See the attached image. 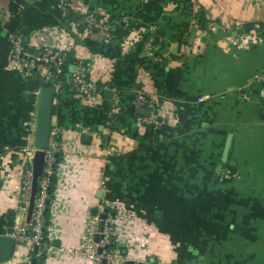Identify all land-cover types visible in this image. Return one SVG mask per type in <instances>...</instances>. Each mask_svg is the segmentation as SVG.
I'll list each match as a JSON object with an SVG mask.
<instances>
[{
	"label": "crops",
	"instance_id": "crops-1",
	"mask_svg": "<svg viewBox=\"0 0 264 264\" xmlns=\"http://www.w3.org/2000/svg\"><path fill=\"white\" fill-rule=\"evenodd\" d=\"M88 10L108 32L67 26ZM263 26L264 0H0V235L28 222L17 186L35 150L38 89L10 61L21 31L32 54L61 38L67 73L92 61L100 92L93 102L62 89L52 101L51 127L70 154L54 244L77 247L88 215L115 200L120 261L101 264H264V83L253 77L264 69ZM139 95L155 103V122H138ZM14 236L0 264L25 247ZM34 257L96 264L68 251Z\"/></svg>",
	"mask_w": 264,
	"mask_h": 264
},
{
	"label": "built area",
	"instance_id": "built-area-1",
	"mask_svg": "<svg viewBox=\"0 0 264 264\" xmlns=\"http://www.w3.org/2000/svg\"><path fill=\"white\" fill-rule=\"evenodd\" d=\"M60 2L63 6L69 7L71 0H60ZM73 24L88 30L95 28L103 32L109 31V24L91 10L74 12ZM262 38H264V26L262 27ZM60 40L61 38L45 42L40 47V53L32 54L30 51H26L23 33L17 31L12 37L10 61L21 64L24 73L29 77H37L39 83L54 86L55 93L70 88L93 102L98 101L100 97L99 88L90 76L89 69L93 62L78 61L71 72H65L64 67L69 59V49L60 45ZM152 43L153 37L147 36L145 47L152 48ZM253 77L264 83V69L255 71ZM133 104L135 109L141 106L149 109L147 114H136L138 122L153 123L156 121L158 113L153 101L146 100L139 95L134 99ZM115 109L113 108V110ZM69 158V146L61 140L59 129L56 126L50 127L48 146L45 149L42 173L38 180V189L30 219L28 222L24 219L18 221L13 227L14 235L16 234L18 237V243H22L26 247L22 255L20 253L17 258L16 256L12 257L15 264L20 261L31 264L32 256H43L44 254L63 251L90 258L96 264L120 261V209L115 200L103 203L107 210L102 222L100 212L88 215L77 247L65 248L54 244L55 236L49 233L51 228L49 222L53 214L66 208V204L60 196L59 188L64 184L62 170ZM52 178H54V185L53 189L49 191V182ZM30 183L31 163L29 170L21 176L17 186L18 201L25 212L28 206ZM46 198L49 199L48 203L45 202ZM46 207H48L47 217L45 215ZM100 211H103V207ZM95 234H98V240L94 238ZM35 245H37L36 251H34Z\"/></svg>",
	"mask_w": 264,
	"mask_h": 264
},
{
	"label": "water",
	"instance_id": "water-1",
	"mask_svg": "<svg viewBox=\"0 0 264 264\" xmlns=\"http://www.w3.org/2000/svg\"><path fill=\"white\" fill-rule=\"evenodd\" d=\"M26 84L31 89H38V101H37V111L35 117V124H34V139L33 144L35 146V150L31 157V183H30V193H29V200L27 206V221L30 219V214L32 211L34 198L38 189V180L41 177L43 163H44V154L45 149L48 146V136L51 127V115L53 109V98L55 95L54 86L39 83L37 77H28L26 78ZM109 90L106 89L105 92L107 93ZM149 109L147 107H141L140 113L147 114ZM230 136L226 138L224 143L222 153H221V161L216 165V172L220 173L222 169V165L224 161H226L228 156V151L230 147ZM45 202L48 203L49 199L46 198ZM96 210V208H95ZM107 208L104 207L103 211L100 213L101 222L105 216ZM94 213V212H93ZM8 235H0V261L7 259L13 249L14 245V228L12 226L7 228ZM20 234V233H18ZM96 240L99 239L98 234L94 235ZM37 245L34 247V251H36ZM100 250V248H99ZM31 264H36V257H31L30 259ZM27 264V263H21ZM42 264V263H39Z\"/></svg>",
	"mask_w": 264,
	"mask_h": 264
},
{
	"label": "trees",
	"instance_id": "trees-1",
	"mask_svg": "<svg viewBox=\"0 0 264 264\" xmlns=\"http://www.w3.org/2000/svg\"><path fill=\"white\" fill-rule=\"evenodd\" d=\"M69 10H67V9H65V12L67 13ZM70 18H69V20H68V22H67V26H71L72 25V23H73V21L72 20H74V13H70ZM64 19V18H63ZM72 22V23H71ZM71 24V25H70ZM147 36H149V33L147 34ZM146 36V37H147ZM151 36H153V35H151ZM154 40V39H153ZM64 70L66 71V65H65V67H64ZM63 90H70V88H66V89H63ZM72 90V89H71ZM53 185H54V178H52V179H50V182H49V191H51L52 189H53ZM45 215H46V217L48 216V207H46V209H45Z\"/></svg>",
	"mask_w": 264,
	"mask_h": 264
},
{
	"label": "rangeland",
	"instance_id": "rangeland-1",
	"mask_svg": "<svg viewBox=\"0 0 264 264\" xmlns=\"http://www.w3.org/2000/svg\"><path fill=\"white\" fill-rule=\"evenodd\" d=\"M24 250H26V247H21L20 248V252H22V251H24ZM19 251H17V252H14L13 254H12V257L14 258L15 256H16V258L18 257V255H19ZM20 262H22V261H20Z\"/></svg>",
	"mask_w": 264,
	"mask_h": 264
}]
</instances>
